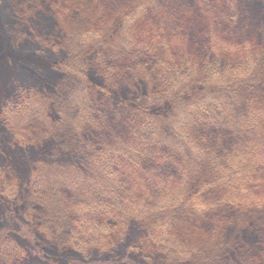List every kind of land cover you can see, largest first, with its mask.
I'll return each mask as SVG.
<instances>
[{"label": "trees", "instance_id": "obj_1", "mask_svg": "<svg viewBox=\"0 0 264 264\" xmlns=\"http://www.w3.org/2000/svg\"><path fill=\"white\" fill-rule=\"evenodd\" d=\"M231 4L0 0L12 47L52 61L0 106V213L39 255L109 264L125 243L131 264H264V24L233 22ZM99 97L145 119L144 136L86 134ZM16 157L35 179L22 203ZM24 243L0 226V264H37Z\"/></svg>", "mask_w": 264, "mask_h": 264}, {"label": "rangeland", "instance_id": "obj_2", "mask_svg": "<svg viewBox=\"0 0 264 264\" xmlns=\"http://www.w3.org/2000/svg\"><path fill=\"white\" fill-rule=\"evenodd\" d=\"M231 4L232 14L231 20L234 22L237 19H243L244 17L252 18L254 22L259 24L261 21L264 24V0H232ZM230 21L225 27L221 28L220 31L223 33V37H231L230 32L234 34L237 32V23H232ZM237 24V25H236ZM225 28H229L228 32H224ZM238 33V32H237ZM227 39V38H226ZM13 43H10L3 31L0 32V106L2 105L4 99L7 97L11 86L14 83H29V82H41L44 75V71L48 69L52 61L48 60L43 55H39L33 52H19L12 47ZM228 46V45H227ZM229 47V46H228ZM233 52L235 49L233 48ZM119 81L126 82L125 78H121ZM140 102L144 105H154L153 101L150 98H143ZM97 103L101 108V116H93L92 123L87 126L86 134L92 132L93 130H98L97 134L105 140V145L110 148L112 146L111 138L106 136L105 132H111V130H116L120 132L118 141L121 142L123 138L126 137V134L131 138L132 141L141 139L145 134L146 122L142 117L131 111L126 105L114 103L112 101L104 100L102 97L98 98ZM93 126H92V125ZM94 127V128H93ZM119 129V130H118ZM114 134V132H112ZM117 139V138H114ZM13 156H17L13 153ZM12 161V158L10 159ZM28 160L14 158L11 163L10 176L9 179L13 181L16 178L19 196L17 198L19 203H22V200L27 197L28 192L31 189L30 185H35V179L28 169ZM98 169V166H96ZM4 207H7L4 204ZM3 209L0 213V226L8 227L12 234L18 239V237H23L27 240V243H24V249L29 254L30 259L37 264H53L55 261H48L47 258H44L43 255H39L36 250L29 244L28 239L26 238L29 234H26L27 231L21 230V228L13 222V219H8L6 217L7 209ZM81 227L79 225V220L71 224L69 227L64 228L62 232L56 231L54 233L55 237H60L63 241H68L71 231L76 230ZM130 229H133V226H130ZM24 234L25 236H23ZM30 237V235H29ZM30 246H29V245ZM50 248L60 250V248L51 242ZM125 243L121 244L118 247L116 253L117 257H121L120 260H112L109 264H131V260L128 256V253L134 252L125 250ZM59 253V252H57ZM60 260L66 258L68 252H60ZM75 257L81 259L79 253H74ZM111 258V255L102 256L99 258V261L107 263V258ZM97 260V259H96ZM59 264V263H56Z\"/></svg>", "mask_w": 264, "mask_h": 264}]
</instances>
